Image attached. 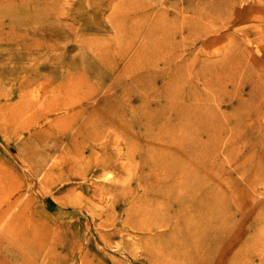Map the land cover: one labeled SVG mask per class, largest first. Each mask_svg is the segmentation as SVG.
<instances>
[{
    "label": "rangeland",
    "instance_id": "rangeland-1",
    "mask_svg": "<svg viewBox=\"0 0 264 264\" xmlns=\"http://www.w3.org/2000/svg\"><path fill=\"white\" fill-rule=\"evenodd\" d=\"M124 8L136 11L126 20L132 34L116 30L114 11ZM162 26L176 29L163 35ZM147 46L153 65L133 64ZM176 74L180 99L169 102L163 90ZM147 75L148 91L135 81ZM110 87L127 92L121 124L98 115ZM170 103L195 109L193 152L176 156L155 137L136 142L149 160L180 159L211 197L206 235L218 241L201 255L229 264L264 219V0H0V264L187 261L180 242L162 244L172 221L142 231L154 187L137 176L151 163L129 138L151 131L132 109ZM247 252L261 264L260 252Z\"/></svg>",
    "mask_w": 264,
    "mask_h": 264
},
{
    "label": "bare ground",
    "instance_id": "bare-ground-1",
    "mask_svg": "<svg viewBox=\"0 0 264 264\" xmlns=\"http://www.w3.org/2000/svg\"><path fill=\"white\" fill-rule=\"evenodd\" d=\"M115 12L122 19V21H120V24H118V26L116 27V30H121L122 33L128 32V34H132L133 32H136L138 28L130 27L126 21L127 19L130 20V18L133 17L134 14L136 13L134 8L127 9V10H125L124 8L123 10L120 9L119 13L116 10L114 11V13ZM175 29L176 28L172 29L171 31ZM169 32L165 31V27H163L161 33H163V35H168ZM102 50L98 51L99 53L98 55L99 56L102 55L101 58L99 57L98 58L103 65L109 66L110 55L107 53V49H102ZM151 50H154V48L148 47V46L144 47L141 50V53H144L141 57V61L139 58L140 57L139 55L141 54L140 53L139 55H137V58L135 59L133 64H138V65L145 64L147 67L150 68L153 65L152 60L154 59L152 53H149L151 52ZM111 65L112 64H110V66ZM104 75L105 77L108 76L107 73ZM148 76L149 75L145 77L138 76L135 79V81L139 85L141 84L143 88L146 87L147 91L149 90V84H148V79H147ZM169 78L170 77H168V79ZM180 81L181 80L179 79L177 74L174 75L171 80L170 79L168 80L167 84H171V83L174 84V85L165 86V89L163 90L164 95L167 98H169V102L170 101L172 102V99H178V100L180 99L178 98L180 97V94H181V91L179 90ZM260 82H262V80H260ZM110 89L112 90L111 94H109L108 98H106L103 101V103H101L100 114L98 115L100 117L101 115L107 118L109 117L111 121L121 124L123 123V115L128 111L127 106L124 102V96L127 95V92L126 90H122L124 92L119 91L120 94L119 93L114 94V91H113L114 88L110 87ZM114 95L116 99H113ZM256 108H258V106H256ZM167 109L169 110V113H173L174 116L164 118L162 120L163 123L156 124L155 121L158 118V116L160 114L165 115ZM194 110L195 109L193 107H189L185 105L184 103H180L179 105L170 103L167 107L163 109H160V108L152 109V110L147 109V111H144V112H140V111H136L132 109L131 111L132 117L136 118L135 123L144 125L145 128L150 127L151 131H149L148 133L138 135V136H136V134L132 132L131 135L129 134V138H131V140H133L134 143L138 147H140V145H138V143L136 142V137L138 138L142 136L143 138L148 137L151 139H154L155 137V140L159 142H165L167 145L172 147L173 150L175 151L174 154L176 156L182 155V156L187 157L193 152V145H192L193 133L192 131L194 128L193 123L195 121V118H197L195 116ZM93 120L94 119L90 117L89 120L86 121V124L92 123ZM84 125L85 124H83L82 127ZM110 129L115 130L116 128L113 127ZM86 132L90 133L92 131H90V129L86 127ZM34 134L37 137H39L41 132H39L38 130L34 132ZM120 137H122V135ZM120 141H124V139L121 140V138H117L113 140V142H116V143ZM140 148L144 150V151L140 150L143 156L142 158L143 163L146 166L149 162L151 163L147 167L151 173L150 174L148 173L147 175L145 174L142 176L140 174L137 177L139 179L144 178L146 180L145 182L146 185L154 187L153 189H151L150 195H145L149 198L148 200H150L149 203L151 204L148 207H146V209L144 207L145 209L144 214L145 215L147 214L149 216V220L147 219L146 224L145 225L143 224L146 227H144L142 231L147 232L148 230L153 229L164 222L168 223L169 221H172V225L168 223L170 225L168 226V228L170 229L169 232L170 233L172 232V233L168 236L167 240L164 239V242H162V244H164V247L165 246L170 247L169 245L175 246L177 243L180 242V246H176V247L178 248V250H185L187 261L184 260L183 262H180L178 264H206L207 261H204V260H207L209 256L207 255V257L206 256L203 257L201 254L203 253H205V255L208 254L209 250L215 245V242L218 241L217 237L213 236L212 239H209L210 235L209 234L206 235L208 233L207 230H210L209 229L210 223L208 222L209 219H207L206 210L207 208L212 207V205L210 204L211 197L206 193H202L198 191L199 189L197 187L198 185H196L195 183L194 175L188 171V169L185 166V163L182 162L180 159H177L175 156L169 155L163 152L164 159L157 160V158L152 157L153 160H149L146 158L148 155L147 153L149 151L142 147ZM152 153H154V151H152ZM155 153L159 155L160 152H155ZM170 162L172 163L175 169L169 166ZM259 163L262 164L263 162L259 161ZM157 165L159 166L161 165L163 169L162 173H159L157 171L158 169ZM180 167L182 168L180 169ZM124 171H128V170H124ZM261 173L264 174V169L261 170ZM148 178L152 180L149 181ZM126 191H124V193H126ZM116 192L115 194L118 193ZM121 195H123V191ZM135 225L136 224H134L133 226ZM253 225H254L253 234H251L250 236H247V238L244 239L242 246L230 256L229 264H252L249 262V257L245 258V260L244 258H242L243 256L245 257V255H248L247 253L249 252L247 251H250L252 249L257 250L258 252L261 253L260 254L261 260H262L261 264H264V235H263L264 233H262V228H264L263 227L264 226L263 217L256 216V218L253 220ZM141 228L142 227H140V229ZM34 234H37V233L33 231V236ZM156 238L157 237L153 239L151 238V240H154ZM142 239L143 240L141 242H144L146 240V236L142 237ZM156 242L159 243V241L157 240ZM146 243L147 241H145V244ZM207 243L208 245H206ZM232 244L233 243H231V245ZM176 251H177L176 249H172L173 253H175ZM168 254H170V251H168ZM225 260H227L226 257H224V259L222 260L223 263ZM222 261H219L220 263L218 262L217 264H223L221 263Z\"/></svg>",
    "mask_w": 264,
    "mask_h": 264
}]
</instances>
